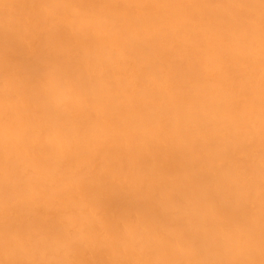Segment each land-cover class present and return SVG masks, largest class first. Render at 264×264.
<instances>
[{
    "label": "bare ground",
    "instance_id": "bare-ground-1",
    "mask_svg": "<svg viewBox=\"0 0 264 264\" xmlns=\"http://www.w3.org/2000/svg\"><path fill=\"white\" fill-rule=\"evenodd\" d=\"M0 264H264V2L0 0Z\"/></svg>",
    "mask_w": 264,
    "mask_h": 264
},
{
    "label": "snow or ice",
    "instance_id": "snow-or-ice-1",
    "mask_svg": "<svg viewBox=\"0 0 264 264\" xmlns=\"http://www.w3.org/2000/svg\"><path fill=\"white\" fill-rule=\"evenodd\" d=\"M262 2H264V0H262Z\"/></svg>",
    "mask_w": 264,
    "mask_h": 264
}]
</instances>
